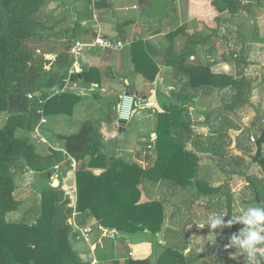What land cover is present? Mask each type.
Segmentation results:
<instances>
[{
  "label": "crops",
  "instance_id": "obj_1",
  "mask_svg": "<svg viewBox=\"0 0 264 264\" xmlns=\"http://www.w3.org/2000/svg\"><path fill=\"white\" fill-rule=\"evenodd\" d=\"M47 2V28L43 32L45 40H41L39 50H45L48 56L56 59L60 52L69 54L68 45L73 40H89L92 36L90 26L94 21L99 25L104 37L129 43L119 51L102 50L98 47L85 51L81 57L82 67L78 74L94 69L93 82H84L80 75L66 88L65 93L79 97L72 113L58 114L51 116L52 118L44 117L46 122H39L40 126L38 124L34 132L27 134L21 131L20 137L31 140L35 147V165L44 168L42 171H33L24 162H19V166H23L24 182L30 186V190L39 181V197L41 190L46 186L59 187L62 202L75 207L77 165L74 160L64 157V143L59 136L76 133V129H79L88 114H91L93 120L90 121L98 125L103 136L106 155L120 157L141 166L147 165L146 154H139V150L133 151L132 147L136 145L134 141L130 143L131 148L124 147L126 127L131 131L137 130V133L146 131V123L150 119V144L153 145L157 115L162 111L158 96L171 99L178 89V81L174 78L172 69L162 64L159 65L158 75L153 82H148L136 74L132 62V43L142 40L155 48L158 54L164 55L165 49L172 48L177 53L184 51L187 36L193 35L199 39V43L189 56L190 62L209 65L213 74L236 76L237 67L229 58V54L235 52L242 55L246 61L245 74L253 77L248 105L240 110L229 111L227 105L230 97H224L222 91L212 90L194 93L185 106V116L190 124L186 132L188 138L185 140V151L198 157L199 179L205 180L209 187H221V190L231 197L233 219L242 223L249 207L242 208L236 217L234 212L238 211L237 207L247 203L250 207L255 206L251 203L245 176L262 177L260 164L255 162L254 157L258 151L257 139L264 132V14L261 15V11H264V0L254 8L253 15L241 13L245 18L241 27L243 30L239 33H236L238 27L234 32L223 29V25L231 28L233 18L240 14H220L212 5L213 0H98L95 13L89 10V0ZM83 21L87 22V27H82ZM251 22L254 24L249 31ZM180 29L181 32L171 41L168 40L169 34ZM223 41L231 48V51L228 48L225 50L229 53L222 49ZM223 52L226 56H223ZM125 94L145 98L152 102L153 106L135 111L131 120L122 125L117 121L118 113L112 116L110 108L115 109L114 106L118 105L119 110L120 99ZM102 109L107 110L106 114L101 112ZM96 112L99 113L94 118L92 115ZM51 120L55 129L40 128ZM221 132L228 136L222 142L220 154L216 156L209 150L208 139L217 137ZM242 132L244 137L238 141ZM251 137L254 142L250 140ZM145 152L148 151L143 153ZM260 152L264 155V143ZM60 153H63L64 159H59ZM154 155L155 153H151V157ZM93 171L95 174L101 172L99 169ZM19 173V170L16 171L15 182ZM140 189L141 203L152 200L163 203L162 230L155 236L148 235L146 231L127 235L106 229L100 230L96 220L87 214L84 220L81 218V223L91 228L90 243L71 240L81 259L91 264H99L106 259L117 260L120 264H126L129 259L141 261L149 258L155 262L163 246L178 242L192 262L197 248L192 239L198 230L197 226H201L197 222L198 218L217 217L218 203L220 211H226V204L223 202L225 197L220 193L204 194L194 188L182 190L165 181L145 182ZM25 213L34 216L35 207H29ZM205 230L213 236L209 226ZM111 232H114L113 238L109 237Z\"/></svg>",
  "mask_w": 264,
  "mask_h": 264
},
{
  "label": "trees",
  "instance_id": "obj_2",
  "mask_svg": "<svg viewBox=\"0 0 264 264\" xmlns=\"http://www.w3.org/2000/svg\"><path fill=\"white\" fill-rule=\"evenodd\" d=\"M261 1L213 0L212 5L222 15H253L254 8ZM47 6V0H0V114H7L5 124L0 128V264H91L81 259L71 244L73 235L69 219L74 211L81 213L78 217L81 225H84L81 218L84 220L88 214L96 220L100 230L127 235L146 231L148 235L155 236L163 227L164 205L153 200L141 203L140 186L145 182L159 181L170 182L182 190L194 188L204 194L223 195L226 211H220L218 203L217 215L223 216L225 224L230 218L233 223L230 227L221 225L209 230L214 240L213 253L217 255L214 264H237V257L242 259L240 264H250L246 253L235 246L225 248L230 244L229 237L245 227L243 222L233 219L231 197L221 187H209L205 180L199 179V159L194 153L185 151L186 132L190 125L185 116V106L186 101L199 91L226 90L231 93L228 110H240L248 105L253 81L244 72V57L235 52L229 54L237 67L234 77L213 74L209 65L190 62L189 56L199 43L193 35L187 36L184 51L177 53L170 46L171 50L165 49L164 55L158 54L155 48L142 40L132 43L136 74L153 82L162 64L172 69L178 81V89L171 99L158 96L162 111L157 115L153 147L145 158L147 165L106 155L98 125L93 121H84L78 132L59 136L64 143V157L74 160L77 165L75 207L62 202L59 187L48 185L41 190L31 221L7 220V215L18 211L21 206L15 195V172L19 162H24L33 171L44 169L35 165L36 153L32 141L17 137L16 132H34L42 117L70 115L79 100L78 96L69 93H55V88H60L68 75L71 64L69 54L60 52L54 59L45 50H39L47 28ZM179 32L181 29L169 34L168 40L171 41ZM71 44L72 41L68 47ZM223 56H226L225 52ZM93 70L81 73V79L93 82ZM80 75L72 76L71 81L77 80ZM25 89H30L31 97L23 94ZM226 136L221 132L217 137H209L212 154H220ZM242 137L243 132L238 141ZM263 143L264 132L257 139L258 151L254 157L255 162L260 164L262 177L245 176L246 188L255 206L260 205L257 200L264 203V155L260 152ZM151 153L155 155L151 157ZM59 159H64L63 153H60ZM96 169L101 172L95 174L93 170ZM99 264L120 263L106 259ZM126 264L192 262L177 242L163 246L155 262L149 258L141 261L129 259Z\"/></svg>",
  "mask_w": 264,
  "mask_h": 264
},
{
  "label": "rangeland",
  "instance_id": "obj_3",
  "mask_svg": "<svg viewBox=\"0 0 264 264\" xmlns=\"http://www.w3.org/2000/svg\"><path fill=\"white\" fill-rule=\"evenodd\" d=\"M263 9H264V7H263ZM263 14H264V11L263 12L261 11V15H263ZM244 18L245 17L242 14L235 16L233 18L234 21L231 22L232 27L227 28L225 25H223V29H229V30L235 32L236 31L235 29L238 27V31L236 33L241 32V30H243V28H241V27H242V22H244ZM253 24L254 23H252V25ZM251 28H253V27L249 26V31L251 30ZM263 33H264V30H263ZM225 45L226 44L223 41L222 49H224V51H225L226 48H228L229 51H231V48L229 46H227V45L225 46ZM225 52L227 53L228 51H225ZM222 74H224V73H222ZM228 75L234 77L233 74L232 75L228 74ZM249 78L251 80L253 79V77L250 75H249ZM222 92H223L224 97L226 95L229 97L231 96V93L226 91V90H224ZM114 108L115 109H113L112 107L110 108V113L112 116L117 115V113H118V110H117L118 105H115ZM101 112H103V114H106L107 110L102 109ZM98 113L99 112H96V114H94L92 116L95 118L96 116H98ZM6 118H7V114L5 112L0 114V128H2L3 125L5 124ZM87 120L88 121L93 120V119H91V114L87 115V117L85 118V121H87ZM146 124H147L146 125L147 130L146 131L142 130L140 132L138 131V133L136 132L137 130L131 131V130H129L128 126L126 127L127 136H126V139L124 140L125 141L124 147L125 148H128V147L131 148L130 143H131V141H134L136 143V145H135V147H132L133 151L139 150L140 151V152L138 151L139 154H141V155L146 154V157H147V154H150L149 153L150 150L147 148V146L145 147V145L150 144V142L152 140V135H150L151 134L150 119ZM39 126H40V123H39ZM79 127H80V125H79ZM40 128H42V129H52V128L55 129L53 120L49 121V123H47L45 125H42ZM78 130L79 129H76V132H78ZM20 133H21V131L16 132V136L20 137ZM145 150L148 152L143 153ZM18 170L21 173H19L17 175L15 195H16V198L21 201V206H20L18 211L12 212L9 215H7V220L13 221V222H22V221H28L29 222L33 219V216H29L27 213H25V211L29 207H31V208L34 207V205H36V203L38 202L39 194L37 193V190L40 189V183H39L40 181L38 183H36L34 185V187H31V190H30V188H29L30 186L24 182L25 179H24L23 174H22L23 166L22 165L18 166ZM15 174H16V172H15ZM46 182H47V180H46ZM248 207L250 208L249 203H247L246 205L240 204V208L237 207L238 211L234 212L235 216L237 217L239 215V213H240L239 211H241L242 208L248 209ZM214 218H216V217H214ZM211 219L212 218H209L207 216H201L200 218H198L197 222L200 223L201 226L200 227L197 226L198 230L195 231V237L192 239L194 241V246L197 245V248L195 249V253L193 254V256L195 258L193 259L192 264H214L217 260L216 259L217 255L213 253V236L211 237L209 235V233L206 232V230H205L207 228V226L209 225ZM245 257H247V254H245ZM237 258H238V263L239 264L242 263L241 257H237ZM247 260H249V259L247 258ZM84 261H87V260H84ZM249 262H250V264H252V262L250 260H249Z\"/></svg>",
  "mask_w": 264,
  "mask_h": 264
},
{
  "label": "built area",
  "instance_id": "obj_4",
  "mask_svg": "<svg viewBox=\"0 0 264 264\" xmlns=\"http://www.w3.org/2000/svg\"><path fill=\"white\" fill-rule=\"evenodd\" d=\"M98 0H90L89 10L92 13H95V6ZM82 27H87V22L83 21L81 23ZM91 29V38L87 41L83 40H73L72 44L69 48V56L71 64L68 68V75L66 79L63 80V84L60 88H55V93L59 94L66 90V88L71 84V77L75 76L79 73L82 64L81 57L83 53L87 50H91L94 47H98L102 50H113L119 51L124 48V46L128 45V41L123 40H114L110 38H106L102 35L101 29L96 21L90 26ZM29 97H31L28 94ZM153 103L145 98H139L137 96L125 94L122 96L119 102V110H118V119L117 121L128 122L131 120L133 113L140 109L151 108ZM46 120L42 117L40 123H45ZM250 140L254 142V138L251 137ZM153 147L152 144L148 145L147 148L151 150ZM72 167H75V163L73 162ZM81 213L74 211L71 218L69 219V225L71 227V234L73 235V239L76 242H85L90 243L92 231L90 226L81 225L78 222V217ZM114 232L109 234L110 238H113Z\"/></svg>",
  "mask_w": 264,
  "mask_h": 264
},
{
  "label": "clouds",
  "instance_id": "obj_5",
  "mask_svg": "<svg viewBox=\"0 0 264 264\" xmlns=\"http://www.w3.org/2000/svg\"><path fill=\"white\" fill-rule=\"evenodd\" d=\"M245 227L229 237L230 244L225 248L235 246L246 253L252 264H256L254 254H264V205L252 206L242 218ZM233 220L230 218L225 224L223 216L211 219L209 227L216 229L218 226L230 227Z\"/></svg>",
  "mask_w": 264,
  "mask_h": 264
},
{
  "label": "water",
  "instance_id": "obj_6",
  "mask_svg": "<svg viewBox=\"0 0 264 264\" xmlns=\"http://www.w3.org/2000/svg\"><path fill=\"white\" fill-rule=\"evenodd\" d=\"M30 93H31L30 89H25V90L23 91V94H24V95H28V94H30ZM35 95L37 96V95H39V93H35ZM120 123H121L122 125L125 124L124 121H120ZM119 131H120V132L122 131V127L119 129ZM257 203H259L260 205H264V203H260L258 200H257ZM254 256H255V259H256V264H264V254L256 253V254H254ZM247 258H248V256H247ZM248 259H249V258H248Z\"/></svg>",
  "mask_w": 264,
  "mask_h": 264
}]
</instances>
